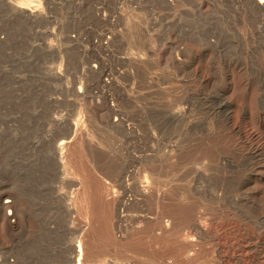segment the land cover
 <instances>
[{
  "label": "rangeland",
  "instance_id": "374dc122",
  "mask_svg": "<svg viewBox=\"0 0 264 264\" xmlns=\"http://www.w3.org/2000/svg\"><path fill=\"white\" fill-rule=\"evenodd\" d=\"M261 1L0 0V264H264Z\"/></svg>",
  "mask_w": 264,
  "mask_h": 264
},
{
  "label": "bare ground",
  "instance_id": "6f19581e",
  "mask_svg": "<svg viewBox=\"0 0 264 264\" xmlns=\"http://www.w3.org/2000/svg\"><path fill=\"white\" fill-rule=\"evenodd\" d=\"M252 1V0H251ZM259 1V0H258ZM261 2H264V0H262ZM262 5V4H261ZM260 8V7H259ZM35 14V13H34ZM257 15V14H256ZM118 119V118H117ZM228 119V118H227ZM118 122V121H117ZM228 122V121H227ZM115 125V124H114ZM77 130V129H76ZM77 133V132H76ZM77 137V136H76ZM73 139H74V137H69V138H64V139H62V140H60L59 141V143H58V149H60V151L61 152H65V151H67L69 148H70V146L73 144ZM78 141V140H77ZM75 144V143H74ZM73 144V145H74ZM82 144H83V142H82ZM81 145V144H80ZM72 147V146H71ZM74 147V146H73ZM88 147V146H87ZM87 147H86V149H87ZM56 151H57V149H56ZM69 151V150H68ZM86 151V150H85ZM71 152V151H70ZM69 153V152H68ZM78 153V152H77ZM64 154V153H63ZM80 154V153H79ZM86 154V153H85ZM58 155H59V153H58ZM65 155V154H64ZM67 155V154H66ZM60 156V155H59ZM63 156V155H62ZM90 156V155H89ZM62 158V157H61ZM63 158H64V156H63ZM73 160V159H72ZM79 160V159H78ZM90 160V159H89ZM59 161V160H58ZM66 161V160H65ZM82 161V160H81ZM62 162H63V160H62ZM85 162V161H84ZM64 163V162H63ZM93 163H96L95 161H93ZM83 164V163H82ZM81 164L79 163V166H80ZM66 166V165H65ZM73 166V165H72ZM77 167H78V169L80 170L81 168H79V166L78 165H76ZM82 166V165H81ZM76 167V168H77ZM73 168V167H72ZM77 169V170H78ZM67 172V171H66ZM12 200H10V199H7L5 202H6V204H4L3 206H1V207H3V208H5L6 206H7V204L8 203H10ZM19 201V200H18ZM13 202V201H12ZM76 202V201H75ZM16 203V202H15ZM2 205V204H1ZM5 213V212H4ZM2 215V214H1ZM7 219V218H6ZM75 249L73 248L72 250H71V256L69 257V259L67 260V263L66 264H72L73 263V261H72V259L74 258V253H75ZM77 253L79 254L78 255V257H77V261L79 262L80 261V259H81V256H82V254H83V251H82V248L80 247V246H78V248H77ZM77 262V263H78Z\"/></svg>",
  "mask_w": 264,
  "mask_h": 264
}]
</instances>
